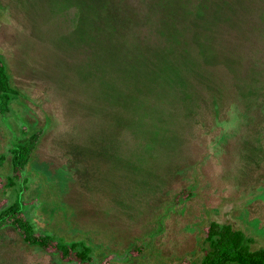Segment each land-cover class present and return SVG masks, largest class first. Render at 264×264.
Instances as JSON below:
<instances>
[{"label":"rangeland","instance_id":"374dc122","mask_svg":"<svg viewBox=\"0 0 264 264\" xmlns=\"http://www.w3.org/2000/svg\"><path fill=\"white\" fill-rule=\"evenodd\" d=\"M84 3L0 0V59L16 91L0 113V204L23 186L33 227L84 241L94 262L197 264L210 221L242 231L250 250L264 246V0L237 3L230 34L216 22L237 44L236 63L217 70L195 107L122 92L120 73L108 86L89 69ZM36 131L21 180L7 187L10 148ZM0 264L72 263L5 225Z\"/></svg>","mask_w":264,"mask_h":264},{"label":"trees","instance_id":"16d2710c","mask_svg":"<svg viewBox=\"0 0 264 264\" xmlns=\"http://www.w3.org/2000/svg\"><path fill=\"white\" fill-rule=\"evenodd\" d=\"M241 1L85 0V24H90L86 64L93 71L101 69L109 78L108 86L113 73H120L125 82L122 92L128 88L135 92L136 88L144 95L169 94L173 99L176 96L184 106L196 104L195 99L203 92L202 88L208 89L217 70H228L231 63H236L233 55L237 44L219 37L214 28L216 22L221 21L228 34L230 30L239 29L233 16L237 15ZM258 26L260 28V19ZM95 33L99 38H95ZM155 38V42H150ZM15 92L0 59V113L7 110ZM39 132L30 133L10 148V173L5 176L7 187L21 180V172L32 155ZM2 160L0 155V164ZM23 188L17 189L13 200L0 204V227L11 226L25 244L52 254L62 262L107 264L109 254L94 262L90 247L82 240L64 241L52 233L37 231L25 216V207L30 203L21 198ZM202 229L206 247L197 264H264V246L250 250L242 231L215 221ZM175 264L187 263L182 260Z\"/></svg>","mask_w":264,"mask_h":264}]
</instances>
